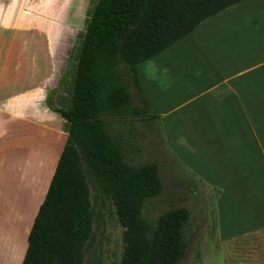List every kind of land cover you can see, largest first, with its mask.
Segmentation results:
<instances>
[{
	"label": "crops",
	"instance_id": "obj_1",
	"mask_svg": "<svg viewBox=\"0 0 264 264\" xmlns=\"http://www.w3.org/2000/svg\"><path fill=\"white\" fill-rule=\"evenodd\" d=\"M50 2L4 0L0 4L2 18L13 23V39L20 32H33V36L28 35L30 38L37 33L49 39L48 47L43 49L34 45L0 49V214L8 211L12 201L17 206L15 214L24 216L22 226L25 229L26 225L27 231L19 264L27 234L67 138L65 120L49 102L67 69V62L56 61L49 48L55 18L48 13L42 15L41 7H48ZM247 4L248 0H241L205 18L189 34L136 65L138 85L145 100L160 114L165 143L194 175L218 189L217 222L235 234L257 229L236 227L237 224L231 228L234 223L226 221L229 208L237 207L232 194L236 187L228 183L227 175L215 172L219 166L217 153L201 134H214L216 138L218 134L227 141L226 133L233 131V120L240 117L248 135L243 138L242 149L248 150L254 141L264 160V22L255 15L244 14ZM26 23L28 29L24 27ZM6 27L0 23L2 33L9 30L10 26ZM192 45L199 51H194L199 56L188 59L194 61L193 67L187 65L188 60L176 62V58L192 55L187 50ZM191 70L195 79L186 80L184 71ZM167 73L173 74L172 80L167 79ZM193 114H202V128L188 118ZM193 134L197 138H190ZM200 167L211 170L202 173ZM260 193L264 197V188ZM258 218V229L263 228L264 216ZM19 225L2 232L6 247L18 237Z\"/></svg>",
	"mask_w": 264,
	"mask_h": 264
},
{
	"label": "trees",
	"instance_id": "obj_2",
	"mask_svg": "<svg viewBox=\"0 0 264 264\" xmlns=\"http://www.w3.org/2000/svg\"><path fill=\"white\" fill-rule=\"evenodd\" d=\"M239 1H96L80 42L71 92L54 96L53 110L64 118L67 138L27 234L21 264H85L93 220L89 182L114 206L122 227L118 264H178L183 259L193 231L189 210L172 208L154 224L146 221L143 205L163 187L159 167L128 163L103 117L156 119L138 85L136 65Z\"/></svg>",
	"mask_w": 264,
	"mask_h": 264
},
{
	"label": "rangeland",
	"instance_id": "obj_3",
	"mask_svg": "<svg viewBox=\"0 0 264 264\" xmlns=\"http://www.w3.org/2000/svg\"><path fill=\"white\" fill-rule=\"evenodd\" d=\"M96 1L51 0L48 7H41L42 15L48 13L55 18V22L52 23L49 43L53 58L59 62H67L66 73L61 77V82L54 92L64 94L71 92L72 76L80 42L90 10ZM3 2L4 0H0V4ZM247 6L244 14L251 15V17L255 15L264 22V0H248ZM26 11L29 12L28 7ZM2 15L4 16V12L0 7V23L3 22V26H10V28L3 30V33L0 29V49L3 47L10 49L17 45L28 47L34 45L41 49L48 47L49 39L45 35L35 33V37L28 36H33V32L32 34L31 32L24 34L20 32L19 36L13 39L11 29L13 23L7 22L8 20L3 19ZM24 27L28 29V24H24ZM261 32L264 33V25ZM254 41L251 40V42ZM236 42L237 40H234V44ZM187 50L192 51V55H183L182 58H176L175 61L185 62L199 56L194 54V51H198L194 45ZM187 65L190 68L193 67L194 61L188 60ZM171 68L173 69L172 66ZM182 70L180 69V71ZM184 73L186 80L195 79L194 70L184 71ZM166 77L168 80H172L173 74L167 73ZM143 81H145L144 77ZM133 91L139 100L140 96L136 89L133 88ZM54 92L49 101L52 106H54ZM151 111L158 115L155 110L151 109ZM159 115L156 119L127 115L103 117L106 131L119 146L128 163L138 165L153 162L159 167L163 184L162 191L158 196L145 201L142 210L143 217L152 225L157 217L166 210L177 207H185L189 210L193 231L186 247L185 256L178 264H264V227L258 229L261 223L258 216H264V213H261L264 212V197H261L260 193V189L264 188V160L262 150L254 141L248 150L242 149L243 138L248 136L246 135L245 122L241 121L240 117L238 120H233V131L226 133L227 141L225 138L221 140L218 134L217 138L214 134H201L208 139L207 143L210 142L212 151L215 149L217 153L219 166L215 168L217 169L215 172L227 175L232 180H229L228 183L236 187V191L232 194L234 203L237 202V207L233 205L229 208L226 221L234 223L231 228L244 225L248 229H257L235 234L223 229V226L217 222L216 202L220 194L218 189L194 175L165 143ZM201 115L188 116V118H193L194 126L199 129L203 127ZM166 120L167 118L165 122ZM242 124H244V131ZM227 125L231 127L229 120ZM201 135H199V139ZM249 136L252 137L251 133ZM192 137L197 138L196 134L190 135V138ZM217 139L219 140L215 142L214 140ZM196 143L194 144L196 145ZM199 169L202 173L211 170V168L204 167ZM225 182L227 183V181ZM242 187L246 190H242ZM89 189L93 207L92 237L84 251V263L118 264L122 252V227L116 219L114 206L104 195L95 193L91 182H89ZM8 206V211L0 214V227H2L0 230V264H19L27 228L26 225L25 229L22 226L24 216L14 212L17 206H14L12 201ZM5 210L6 208L3 209V211ZM16 224H20L18 237L15 236L14 240H10V246L6 247L7 243L3 241L2 232L5 233L8 231L7 228L13 226L16 228ZM235 224H237L236 227Z\"/></svg>",
	"mask_w": 264,
	"mask_h": 264
}]
</instances>
